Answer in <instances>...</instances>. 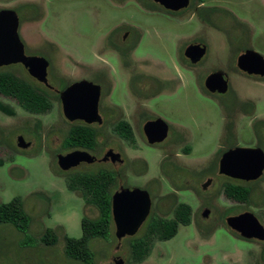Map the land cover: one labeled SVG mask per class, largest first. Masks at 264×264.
I'll list each match as a JSON object with an SVG mask.
<instances>
[{
	"label": "rangeland",
	"instance_id": "374dc122",
	"mask_svg": "<svg viewBox=\"0 0 264 264\" xmlns=\"http://www.w3.org/2000/svg\"><path fill=\"white\" fill-rule=\"evenodd\" d=\"M5 1L18 6L25 22L28 15L24 11L29 0H0V5ZM36 1L45 12L43 29L61 46L50 54L57 88L61 81L87 74L81 65L110 61L111 53L91 43L98 33L113 28L122 18L141 33L137 56L142 59L135 70L157 79L171 73L175 84L172 91L141 99L143 109L133 116V142L107 128H99L98 145L93 152L101 158L111 145L123 153V165L101 162L78 167L66 176L58 166L57 155L73 150L63 146L72 123L65 118L57 93L49 92L53 107L42 114L29 112L17 100L0 94V205L20 198L32 216L29 237L11 223L0 224V264H84L67 256L65 237L80 238L83 219L97 218L99 211L82 194L68 187L67 177L78 171L100 169L120 172L115 189L121 185L147 189L153 207L135 236L119 240L113 222L107 239H92L93 264H117V260H123V264H264V241L242 238L225 222L228 215L245 210L253 211L264 222V204L257 195L245 203L228 198L224 185L230 179L218 169L221 154L230 144L252 143L255 130L252 122L264 119V78L240 72L234 58L241 51L228 48L224 43L226 36L207 28L202 15L203 10L206 12L212 6H224L244 16L252 26L251 41L257 45L254 48L264 54V41L259 37L264 32V0H197L203 2L201 11L195 13L188 8L177 14L156 9L152 1L144 5L145 0H126L123 7L113 6L108 13H95L92 5L83 0ZM28 29L25 22L21 30L27 42ZM199 41L209 46L207 55L196 66L183 68L182 52L188 44ZM74 65L79 66L71 67ZM60 66L66 71L61 73ZM218 69L227 71L232 81L231 90L224 97L210 95L204 85L207 75ZM0 70L33 80L19 64L3 66ZM119 74L116 71L112 100L133 107L137 100L127 95L128 76H124V81ZM235 105L246 114L238 115L234 136L227 143L226 117ZM159 117L169 124L172 135L161 144H150L145 140L142 124ZM19 135L31 142L29 148L18 146ZM209 179L211 183L203 188ZM182 202L192 207L191 223L180 224L170 239L150 233L147 256L142 261L134 260L132 241L148 233L153 219H173L175 209ZM206 207L211 209L207 218L202 216ZM48 228L58 235L53 245H46L41 239Z\"/></svg>",
	"mask_w": 264,
	"mask_h": 264
},
{
	"label": "flooded vegetation",
	"instance_id": "af4514ba",
	"mask_svg": "<svg viewBox=\"0 0 264 264\" xmlns=\"http://www.w3.org/2000/svg\"><path fill=\"white\" fill-rule=\"evenodd\" d=\"M83 1L90 3L92 5L93 11L95 13H108L109 10L112 9L113 6L123 7L124 4L126 3V0H83ZM138 1H140V0H138ZM147 1L148 2L152 1L154 3V4L151 3L152 6H155L156 9L161 8L169 14H177V13H179L183 10H186L188 8L193 9L192 12L196 13V12L201 11V9L203 8V2L201 3V2H198L197 0H196L198 2L197 4H195V0H190L189 5L185 8L180 9V10L167 9L164 5H162L160 2H156L155 0H145L144 5H148L147 3H145ZM263 4H264V1H263ZM151 5H150V7H151ZM147 7H149V6H147ZM2 10H13L17 13V15L19 17V34H20L21 40L23 41L24 46H25V53L27 55H37V56L45 57L49 61V65L47 68L48 82L47 83L43 82V81L39 80L37 77L31 75V73L28 71V69L25 67V65L23 63L19 62V63H13V64H19V65L24 66L27 69L29 75L31 76V79H33V80L26 79V78H24V79L28 80V82H30L31 85L37 91L42 93L47 98L52 99L51 94L49 92L54 90L57 93V97L60 101L63 114H64L63 94L72 84L79 82V81H82V80H87V81H91V82L95 83L96 85L100 86V97H99V103H98V110H99V114L101 116V120L95 121L93 123H88L84 119H77L75 121H70L69 119L66 118V116L64 114L65 118L69 122L72 123L70 128H72L75 125H86V126H90L93 129L99 131V128L103 127V128L109 129L110 131H114L119 137L127 140L128 142H133L135 139V132L133 129V125L135 124V119L133 118V116H135V113L139 115V113L143 109V107L141 105V99L151 98V97H154V96H156V95H158L164 91H172V89L174 88L175 79H174V75L171 73H169V75H167V76L161 77L162 79H157L154 77L146 76L143 72H137L135 70V67H137L139 65L138 63L141 62L140 59H142V58H139L137 56V50H138L140 43H141V33L137 30V28H135V26H131L130 23L126 22L123 18L121 20H119V22L113 28H106L105 32L98 33L96 40L93 43H91V45L98 47L101 50L108 51L109 53H111V59H109L110 61L106 60L105 63L99 64V65H87V66L81 65V66H84L86 71H88L87 74L74 76L69 81H64V82L61 81V85L57 88L55 86L54 80H53V72H52L53 62H52V58H51L50 54H53L54 52L60 50L59 47H61V46H60V44H58L56 41H54L52 39V37L48 33L49 31L43 29V27H42L45 23V20H46L45 12L43 10V6L36 0H29L26 3V10L24 12L28 15V17L25 21V22H27L28 27H29V29L27 31L28 42L26 41V38H24V36L22 34L21 29H22V26L25 22L22 20L21 14H19L18 6L14 5L12 2L5 1L3 4L0 5V11H2ZM203 13H202V15L204 16V22H205L206 27L221 31L226 36L225 41H224L225 45L230 49L233 48L232 50L241 51V53L236 55L234 58L236 66L240 70V72H242L244 74H248L250 76H254L256 78H264V76H261V75L249 74V73L243 71L238 65L239 57L241 54H243L247 50H257L254 48V46H257V45L251 41V36L253 35L252 34L253 32L252 33L250 32L252 30V28H251L252 26L248 22V20L244 16H240L238 13L235 14L233 11L226 9L224 6H220V7H218V6L213 7L212 6L206 12H205V10H203ZM205 13H207V14L205 15ZM217 23H219V24H217ZM259 37L263 38L262 40L264 41V32L259 33ZM191 44H199L201 46L205 45L207 47L206 52L203 55V57L196 63H194L192 61V59L186 55V49ZM29 47H30V49H29ZM48 48H50L52 51H47L46 49H48ZM33 50L34 51L35 50L36 51H43V52L36 53V52H33ZM208 51H209V46L202 41L192 42V43L188 44L185 47L184 51L182 52V57L184 54V58L182 59V61L185 64H183V62H182L181 66L183 68L196 66L205 58ZM257 51H259V50H257ZM262 55L264 56V54H262ZM13 64H10V65H13ZM4 66H8V65H4ZM76 66H79V65H74L71 67L75 68ZM1 67H3V66H1ZM0 71H2V70H0ZM59 71L61 73L65 72L66 68L64 66H60ZM116 71H119L120 74L123 75V80H124V76H128V78L125 79L126 81L124 80L125 84H126L127 95H131L134 99L137 100V102H135L133 107L131 106L130 108H127L124 105L117 104L112 100V95L115 91L116 84H117V81L115 79L116 78V76H115ZM2 72H9V71H2ZM214 72L225 73L228 75L229 82H228L227 91L223 92V93H220L218 91L217 92H211L206 88V86H205V88L207 89V91L209 92L210 95H214L217 97H222V96L224 97L226 94H228L230 92L231 87H232V81H231L230 74L227 71H224L221 69L215 70L211 73H214ZM10 73H13V72H10ZM13 74H15V73H13ZM120 74H119V76H120ZM210 74H208L207 77ZM15 75H17V74H15ZM156 77H158V76H156ZM206 78H205V80H206ZM123 80H122V82H123ZM204 85H205V82H204ZM3 96H5V95H3ZM5 97H7V96H5ZM143 97H145V98H143ZM8 98H10V97H8ZM239 101H240V99H239ZM252 104H254V102ZM128 109L130 111H128ZM242 109L243 108H241V107H237V109H236V105H235V107L231 108L232 113L230 112V114L227 115V117H226L227 128H226L225 138L227 140V143L229 142L228 140H230L234 136L233 127H234L235 123L238 122V115L239 114H241V115L246 114L243 112ZM130 114H131V116H130ZM157 119H162L167 124L168 133H167V136L164 138L163 141L156 142V143H150L148 140L147 134L145 132V125L149 121H153V120H157ZM149 121L142 124L144 137L148 143H150V144H161V143H163V142H165L171 138V135H172L171 128H170L169 124L163 118L159 117V118L152 119ZM252 126H254L255 130H254L253 139L251 140L252 141L251 144H242V145L230 144V146L222 152L221 157L219 159V165H218L219 166L218 169H219L220 173H221V171H220L221 159H222L223 155L228 150L236 148V147H240V146H248V147H260L264 151V119H258L256 121L252 122ZM123 127H131V129L133 131V135L126 138L125 134H122L119 131L120 128H123ZM64 142H65V140H64ZM63 146H64V144H63ZM72 149L73 150H75V149L87 150L92 155L96 156L97 160L92 162V163L82 162L77 167H74V168L70 169L69 171L61 170L63 175L67 174V172H70L71 170L76 169L78 167L86 168V167L97 165L98 163H101V162H103V163L112 162V163H119V164L123 165L124 161H125V158L123 157V153L115 150L111 145H108V149H106V151L104 152V154L101 158L93 152L97 149V146L94 149H88V148H83V147H75ZM111 150L120 153L121 154V160L113 161L111 159V157L104 160L103 158ZM109 170L114 171L112 169H109ZM80 172H83V171H80ZM115 172H116L117 176L120 175L119 171H115ZM75 173H77V172H75ZM221 174L227 176L230 179L224 185V187L226 185H233L236 187H245L249 190V193H250V197L248 200H250L252 198V196L254 197V195H257V196H259V198L261 200V202L260 201L259 202L262 205L264 204V171L260 177H258L256 179H251V180L235 178V177L226 175L224 173H221ZM211 181L212 180L209 179L203 185V188H207L209 186V184L211 183ZM122 186H124V185H121L118 189H120ZM125 187H128V186H125ZM118 189L113 190L112 195ZM248 200L246 202H248ZM233 201H236L238 203H245V202H241L238 200H233ZM152 207H153V202H152ZM206 208L210 209L208 207H206ZM245 211H250V210H245ZM245 211H239V212L231 214V215H239ZM151 212H152V209H151ZM210 212H211V209H210ZM251 212H253V211H251ZM192 214H193V210H192ZM254 214L256 215V213H254ZM209 215H210V213H209ZM231 215H228L225 218V222H226L228 227H229V225L227 223V218ZM149 216H148V218H149ZM148 218H147V220H148ZM205 218H207V217H205ZM257 218L259 219L258 216H257ZM192 219H191V221H192ZM259 220L264 225V222L261 219H259ZM231 230L234 231L233 229H231ZM234 232L237 233L240 237L245 238L239 232H237V231H234ZM245 239H248V238H245ZM250 240L262 241V242L264 241V240H260L257 238H251ZM116 263H117V261H116Z\"/></svg>",
	"mask_w": 264,
	"mask_h": 264
},
{
	"label": "water",
	"instance_id": "95a60500",
	"mask_svg": "<svg viewBox=\"0 0 264 264\" xmlns=\"http://www.w3.org/2000/svg\"><path fill=\"white\" fill-rule=\"evenodd\" d=\"M167 9L180 10L189 5L190 0H155ZM207 47L191 44L186 49V55L194 63L198 62L206 52ZM23 63L31 75L43 82H48L47 68L49 61L45 57L27 55L25 46L19 34V17L13 10L0 11V67L13 63ZM239 67L249 73L264 76V56L257 50H247L239 57ZM229 77L225 73H211L205 80L206 88L211 92H226ZM100 86L87 80L72 84L63 94L64 114L70 121L84 119L88 123L100 121L98 110ZM145 132L150 143L163 141L168 133V126L162 119L149 121ZM18 146L27 149L31 142L20 135ZM111 157L113 161L121 160V154L109 151L104 160ZM97 157L89 151L75 149L57 155V163L61 170L69 171L82 162L92 163ZM220 171L226 175L245 180L256 179L264 171V151L260 147L240 146L228 150L220 162ZM152 209V198L147 189L122 186L112 195V218L115 224V234L119 240L127 236H135ZM210 209H204L202 215L208 217ZM231 229L243 237L264 240V225L251 211L227 218ZM123 264V260H117Z\"/></svg>",
	"mask_w": 264,
	"mask_h": 264
},
{
	"label": "trees",
	"instance_id": "16d2710c",
	"mask_svg": "<svg viewBox=\"0 0 264 264\" xmlns=\"http://www.w3.org/2000/svg\"><path fill=\"white\" fill-rule=\"evenodd\" d=\"M0 94L17 100L27 111L42 114L50 111L53 100L37 91L28 80L10 72L0 71ZM120 133L128 138L133 135L131 127L120 128ZM99 131L86 125H75L70 128L64 142L65 148L83 147L94 149L98 145ZM118 176L115 171L100 169L96 172H77L68 175L67 185L71 190L79 192L94 205L98 211L97 218L85 217L82 221V236L80 238L65 237V251L70 259L93 264L95 251L91 246L94 238L107 239L113 228L112 191L116 187ZM224 192L228 198L246 202L250 193L245 187L226 185ZM173 219L155 218L149 223L148 233L141 238L134 239L131 244L132 258L142 261L148 254L151 239L149 234L157 233L160 239H170L178 232L180 224L188 225L192 219V208L187 203H180L175 209ZM32 222L31 214L26 210L23 201L15 198L0 205V224L11 223L20 232L28 236ZM46 245H53L58 235L53 229H46L41 236ZM263 264V263H260Z\"/></svg>",
	"mask_w": 264,
	"mask_h": 264
}]
</instances>
